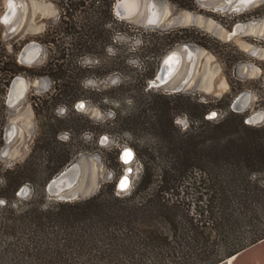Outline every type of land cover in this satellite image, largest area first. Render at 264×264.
I'll return each instance as SVG.
<instances>
[{
    "label": "trees",
    "instance_id": "obj_1",
    "mask_svg": "<svg viewBox=\"0 0 264 264\" xmlns=\"http://www.w3.org/2000/svg\"><path fill=\"white\" fill-rule=\"evenodd\" d=\"M113 2L66 0L57 26L45 32L53 52L36 74L51 83L40 103L33 101L36 135L24 159L0 166V264H216L264 239V124L245 123L229 109L180 129L175 114L191 107L202 116L205 104L147 86L163 52L199 42L194 27L143 29L140 48L151 59L139 63L136 83L127 75L113 82L131 65L121 39L130 24L114 14ZM120 94L139 104L111 108L110 120L92 122L72 106ZM47 100L69 110H52L40 122ZM108 128L130 137V160L138 165L131 185L117 191L106 180L82 198L47 197L49 178L77 153L102 145L97 136ZM116 147L105 150L115 164ZM26 182L31 194L16 196ZM182 186L194 193L192 205L179 196Z\"/></svg>",
    "mask_w": 264,
    "mask_h": 264
},
{
    "label": "rangeland",
    "instance_id": "obj_2",
    "mask_svg": "<svg viewBox=\"0 0 264 264\" xmlns=\"http://www.w3.org/2000/svg\"><path fill=\"white\" fill-rule=\"evenodd\" d=\"M64 1L66 0H0V166L24 159L36 135L38 120L33 101L40 103L51 83L47 76L36 72L53 52L44 42L49 37L45 32L57 26L60 6ZM222 1L144 0L134 14L123 17L130 24L121 39L124 48L130 49L131 65L123 69L121 74H114L111 80L116 82L127 75L132 82H137V78L133 77L139 75V63L151 59V52L147 48H140L143 29L194 27L198 32L192 35L199 42L180 41L161 54L160 59L172 48L180 51L181 62L176 73L159 86L150 85L151 78L147 79L148 87L155 86L166 92H169L168 88L184 81L185 85L179 91L190 95L194 101L205 104L202 116L191 107L177 112L174 116L176 126L188 129L205 120H214L227 110H233V99L238 94L236 104H241L238 112L242 114L243 121L253 111L264 112V0H233L224 9L213 8V4ZM237 22L242 23V27L228 35ZM35 49L33 57L25 59L24 56ZM16 77H22V82L15 86ZM100 80L88 78L86 83L95 84ZM103 81L109 82L110 79ZM14 90L17 92L15 98ZM115 98L117 97L84 101L83 107L79 109L74 106L76 100L72 106L86 114L92 122H102L111 119V108L135 107L139 104L136 98H129L125 94ZM41 103L43 110L38 116L40 122L52 110L64 113L70 107L59 103L53 109L49 100ZM212 111L215 113L209 115ZM254 124H264V114ZM65 132L60 135L65 137L68 135ZM101 135L106 137L105 141H100ZM148 136L144 134L141 137ZM97 139L102 145L79 152L70 160L79 163V170L76 182L68 190H77L80 194L88 190L94 192L106 180H112L114 189L117 190L116 182L123 173L129 177L128 187L135 178L138 165L133 160L126 162L119 157L123 147L132 148L128 133L108 128L101 130ZM109 144L117 146L116 164L106 158L109 154L105 150ZM126 166L131 167V170L125 171ZM262 178L264 180V175ZM21 186V191H15L16 196H29L33 190L31 184L26 182ZM45 192L47 197L58 199L51 196L46 188ZM178 192L180 197L192 205L194 193L189 187L182 186ZM257 254L264 259L263 248ZM225 258L216 264H228Z\"/></svg>",
    "mask_w": 264,
    "mask_h": 264
},
{
    "label": "water",
    "instance_id": "obj_3",
    "mask_svg": "<svg viewBox=\"0 0 264 264\" xmlns=\"http://www.w3.org/2000/svg\"><path fill=\"white\" fill-rule=\"evenodd\" d=\"M232 1L233 0H223L221 3L213 4V8L224 9L226 5ZM143 2L144 0H114L112 4V10L118 18L129 17L140 8ZM240 27H242V23L239 22L235 23L232 29L228 32V35L237 31ZM35 51L36 49L32 52L27 53L24 56L25 59H30L31 57H33ZM180 62H181L180 51L177 48H172L168 50L160 59L155 74L151 79H149V84L155 86L164 84L172 75L176 73ZM20 81L22 82V77H16L14 85L16 86ZM184 85H185L184 81L176 85H173L172 87L168 88L169 92L179 91L181 87H183ZM237 96H239V94ZM237 96H235V98L233 99L234 104H232L233 110L235 111H238L241 108V104H236ZM15 97H16V91L14 90L13 98ZM83 105H84V100L78 99L75 102L74 106L79 109L83 107ZM263 114L264 112L262 110L253 111L247 116H245L244 122L252 123V124L258 123L262 119ZM105 140L106 137L104 135H101L100 141H105ZM132 156H133V151L128 146L123 147L119 154L120 159L126 162L130 161ZM78 170H79V163L77 161H69L62 169H60L58 172H56L53 176L49 178V180L45 185L46 191L51 196L63 200L82 198L92 194L93 190H88L83 194H80L77 190H68V188H70L76 182ZM130 170L131 168L129 166L125 167V171H130ZM125 180L127 182L126 183V187H127L129 184V177L126 173H123L117 180L115 188L117 190L125 189L126 187H121L122 182ZM22 188L23 186H20L17 189V192L21 191Z\"/></svg>",
    "mask_w": 264,
    "mask_h": 264
},
{
    "label": "crops",
    "instance_id": "obj_4",
    "mask_svg": "<svg viewBox=\"0 0 264 264\" xmlns=\"http://www.w3.org/2000/svg\"><path fill=\"white\" fill-rule=\"evenodd\" d=\"M264 249V239H259L242 248L235 258V264H264V259L259 257L257 251Z\"/></svg>",
    "mask_w": 264,
    "mask_h": 264
},
{
    "label": "bare ground",
    "instance_id": "obj_5",
    "mask_svg": "<svg viewBox=\"0 0 264 264\" xmlns=\"http://www.w3.org/2000/svg\"><path fill=\"white\" fill-rule=\"evenodd\" d=\"M21 82V81H20ZM20 82L18 83V85L20 84ZM16 95H17V92H16ZM95 185V184H94ZM240 252H238L237 254H235V255H232V256H230L229 258H227V263L228 264H233L234 263V261H235V258L238 256V254H239Z\"/></svg>",
    "mask_w": 264,
    "mask_h": 264
},
{
    "label": "snow or ice",
    "instance_id": "obj_6",
    "mask_svg": "<svg viewBox=\"0 0 264 264\" xmlns=\"http://www.w3.org/2000/svg\"><path fill=\"white\" fill-rule=\"evenodd\" d=\"M129 155H130V154H129ZM126 183H127L126 180L123 181L122 184H121V187H126ZM0 203H2V202H0Z\"/></svg>",
    "mask_w": 264,
    "mask_h": 264
},
{
    "label": "built area",
    "instance_id": "obj_7",
    "mask_svg": "<svg viewBox=\"0 0 264 264\" xmlns=\"http://www.w3.org/2000/svg\"><path fill=\"white\" fill-rule=\"evenodd\" d=\"M214 113H215V112H214V111H212V112H210V113H209V115H211V114L213 115Z\"/></svg>",
    "mask_w": 264,
    "mask_h": 264
}]
</instances>
